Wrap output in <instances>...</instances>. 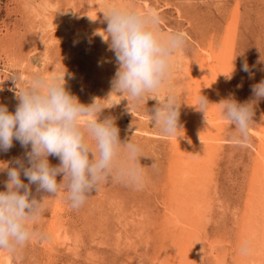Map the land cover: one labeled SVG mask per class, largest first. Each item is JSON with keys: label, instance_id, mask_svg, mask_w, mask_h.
<instances>
[{"label": "rangeland", "instance_id": "rangeland-1", "mask_svg": "<svg viewBox=\"0 0 264 264\" xmlns=\"http://www.w3.org/2000/svg\"><path fill=\"white\" fill-rule=\"evenodd\" d=\"M104 1L106 4H134L144 11H155L161 18L162 31L183 30L187 33L185 46L174 57L175 67L173 66L170 80L158 93L152 94L161 101L170 93L183 99L184 103L180 108L183 110L180 111L181 124V112L191 109L189 89L192 84L198 86L196 83L200 82L207 69H211L217 78L216 68L220 74L228 67L227 72L230 74L235 65L232 78L225 82L228 92L221 95L222 99L234 96L236 100L244 102L252 97L251 86L264 79V62L260 60L264 55V0H96V3L95 0H0V104H5L8 108L17 107V91L34 75H47L53 71L66 72L65 87L81 103L91 104L94 98H100L98 102L108 107L100 114L101 120L108 116H122L116 121L120 128V139L127 142L133 137L138 141L143 148L140 163L149 167L146 169L147 179L142 186L109 178L98 192L94 190L90 193L86 203L78 208L70 205L65 192L61 191L62 193L54 196L44 190L37 191L38 186L33 183V197L48 196L45 213L35 225L39 235L16 251L0 249V264H154L163 248L161 241L164 236L171 243V237H177L190 223L187 221V224H183L179 209L190 206L191 199L198 202L195 204L198 209L193 212L190 209L186 216L194 220L200 219L191 221L200 225L199 242L202 239L204 242L199 248L202 256L196 253L193 264H235V258L238 257L237 252L236 256L234 254L235 246L243 241L241 237H245L238 221L244 212L250 179L254 172V147L260 140L251 131L247 138H238L231 122L222 117L223 121L213 126L219 132L216 138L221 142L216 145V158L211 161L213 171L202 169L199 162L195 164V169L190 168V172L196 177L201 178L200 175L205 177L208 174L211 178L208 179L211 182L208 183L209 188L196 194L187 192L188 188L180 184L183 177L179 176L177 169L178 142L183 141L182 136L178 138L164 135L155 127V122L151 121L147 110L151 113L159 103L158 99L150 98L133 112L128 110L129 101L122 94L113 93L107 99L119 65L114 50L109 48L110 41L102 39V35H98L95 29L96 23L99 24V29L104 26L106 30L108 27L104 13L108 4ZM87 38L90 43L85 46L83 40L86 41ZM227 58L231 61H227ZM219 61L222 63H218ZM245 61L249 64L251 73L242 70ZM195 67L197 68L194 69ZM187 75H192L193 79ZM186 82L189 89L185 88ZM190 111L196 112L195 109ZM218 115L222 116V113L217 110L214 118ZM253 119L251 129L262 132L264 99L259 101ZM175 146L177 149H174ZM30 147L29 145L27 148L30 150ZM27 148L19 140L14 141L8 151H0V162L16 166L15 158L27 159L24 155L29 151ZM198 152V149L194 150V153ZM49 160L53 165L60 163L59 157L55 155H51ZM155 163L156 166L151 167ZM7 179V170H0V191L7 190ZM22 179L25 183L29 182L23 174ZM57 179L62 180L63 174ZM212 179L215 181H211ZM199 209L203 216L201 218L197 212ZM55 223L58 230L60 229L57 232L64 233L67 237H60L57 247L55 245L54 248H48V230L51 231L50 228Z\"/></svg>", "mask_w": 264, "mask_h": 264}, {"label": "clouds", "instance_id": "clouds-1", "mask_svg": "<svg viewBox=\"0 0 264 264\" xmlns=\"http://www.w3.org/2000/svg\"><path fill=\"white\" fill-rule=\"evenodd\" d=\"M108 21L106 30H100L109 48L114 50L118 69L112 79L113 93L128 99V110L141 107L170 80L174 57L185 46L188 36L183 30L164 32L161 18L155 11H144L134 4L109 3L104 11ZM106 34V35H105ZM260 60L264 62V55ZM235 68V65H234ZM225 74L227 79L232 73ZM242 70L251 73L247 61ZM66 72L37 74L16 93L19 104L14 112L0 104V151H8L19 140L30 150L11 163L0 162V170H7V190L0 191V249L16 251L39 235L35 225L42 218L47 198L32 196L31 185L37 191L58 195L66 193L70 205L78 208L86 203L94 190L99 191L109 178L142 186L146 169L142 166V145L131 138L120 139L116 117L100 119L106 107L94 98L84 104L65 87ZM19 79V77H16ZM252 97L240 102L229 96L218 103L200 95L197 110L205 114L219 106L222 116L234 126L238 138H247L254 122L256 107L264 99V79L251 86ZM104 99V100H107ZM150 113L155 127L166 136H182L180 108L183 100L170 93ZM59 157L53 165L49 157ZM156 163L151 166L155 167ZM28 178V183L22 179ZM63 174V179L58 176ZM23 190V191H22ZM245 241L241 251L249 252Z\"/></svg>", "mask_w": 264, "mask_h": 264}, {"label": "bare ground", "instance_id": "bare-ground-1", "mask_svg": "<svg viewBox=\"0 0 264 264\" xmlns=\"http://www.w3.org/2000/svg\"><path fill=\"white\" fill-rule=\"evenodd\" d=\"M103 2V1H102ZM105 2V1H104ZM96 3V0L95 2ZM106 4V2H105ZM108 4V3H107ZM106 4V5H107ZM44 6V5H43ZM97 6V4H96ZM57 7V6H56ZM150 7V6H149ZM100 8V7H99ZM148 8V7H147ZM49 9V7H48ZM101 9V8H100ZM99 9V10H100ZM149 11V10H148ZM157 11V10H156ZM40 12V11H39ZM56 12V11H55ZM93 15V14H92ZM101 15V14H100ZM94 16V15H93ZM44 18V17H43ZM89 18V17H88ZM45 20V19H44ZM51 20V19H50ZM54 22V21H53ZM92 23V22H91ZM90 24V23H89ZM91 25V24H90ZM95 29L96 32L98 33V35L100 34V30H105L103 27L99 29V24H95ZM103 25V24H102ZM53 26V25H52ZM74 26V25H73ZM72 26V27H73ZM88 25H86L87 27ZM101 26V25H100ZM108 26V25H107ZM93 27V26H92ZM69 28V27H68ZM74 28V27H73ZM76 28V27H75ZM78 29V28H77ZM93 29V28H92ZM67 30V29H66ZM84 30V29H83ZM89 31V30H88ZM67 32V31H66ZM71 32V31H70ZM86 32V30L84 31ZM92 32H94L92 30ZM88 33V32H87ZM91 33V32H90ZM66 34V33H65ZM69 34V33H68ZM86 34V33H85ZM81 35V34H80ZM83 35V34H82ZM106 35V34H105ZM78 36V35H76ZM85 36V35H84ZM83 36V37H84ZM101 36V35H100ZM68 37V35H67ZM87 37V36H86ZM79 38V37H78ZM85 38V37H84ZM89 38V37H88ZM83 40L84 45L86 46L88 43H90L89 39ZM96 38V36H95ZM102 38V37H101ZM103 39V38H102ZM93 41V40H92ZM99 41V38H98ZM82 42V41H81ZM97 43V42H96ZM76 44V43H75ZM93 44V43H92ZM71 45V44H70ZM82 45V44H81ZM98 47V46H97ZM68 50V49H67ZM71 52V51H70ZM87 52V51H86ZM94 52V51H93ZM109 54V53H108ZM48 55V54H47ZM83 55V54H82ZM215 57V56H214ZM213 57V58H214ZM230 57V56H229ZM177 58V57H176ZM204 58V57H203ZM202 58V59H203ZM114 59V58H113ZM230 58H227V61H231L228 60ZM215 60V59H214ZM213 60V61H214ZM219 60V58H218ZM176 61V60H175ZM179 61V60H178ZM212 61V62H213ZM207 62V61H206ZM216 62V61H214ZM185 63V62H184ZM220 63V61L218 62ZM222 63V62H221ZM220 63V64H221ZM228 64V63H227ZM231 64V63H230ZM198 65V64H197ZM204 65V64H203ZM213 65V64H211ZM215 65V64H214ZM226 65V64H225ZM174 66V65H173ZM179 66V65H178ZM181 66V63H180ZM200 66V65H199ZM221 66V65H220ZM115 67V66H114ZM175 67V66H174ZM172 67V69L174 68ZM204 67V66H203ZM210 67V66H209ZM218 67V66H217ZM183 68V66L181 67ZM190 68V67H189ZM197 67H195L194 69H196ZM187 69V68H186ZM201 69V68H199ZM205 69V68H204ZM204 69H202V73H204ZM215 69V68H214ZM226 69V68H225ZM228 69V67H227ZM225 71H221V73L219 74L217 71V68L215 69L217 72V78L214 77L213 72H211V69H208L205 71V73L203 74L204 76H202L200 79V77L198 79H200L198 83H196L198 86H196L195 84H192V90L191 88H188L187 82L186 85L190 91V99H189V103H190V107L191 109H195L196 112H192L186 111L184 113L181 112V116L183 117V129H184V133H181L182 135V142H178V148H179V158L177 157L178 161H179V166H178V162H177V169L179 170V176H182L183 178H181V182L180 184L185 186L186 188H188L187 192L190 191V193H194L196 194V192H199L200 190H205V188H209V184L211 183L209 182V176L208 174L203 177L200 175L201 178L196 177L195 174L193 172H190V168L195 169L196 165L198 162L200 163V166L202 169H208L209 171L212 170L211 166L212 163L211 161H213L212 159L216 156V145L220 142V139H217L216 137L219 135V132L215 131L216 128H213V126L217 125L219 122H221L222 117L218 115L217 117L214 118V115L217 114V110L219 112H221L219 110V106H213L208 113V121L209 123L206 121L205 119V114L202 111L197 110L196 106L199 102V97L200 95H203L205 97L208 98V100L210 102H214V103H218V100L222 99V94L228 91H226V75L228 74V70ZM174 71V70H173ZM182 71V69H181ZM180 71V72H181ZM187 73V72H186ZM230 73V72H229ZM174 74V73H173ZM190 74V73H189ZM194 74V73H193ZM192 74V75H193ZM198 74V73H197ZM196 74V75H197ZM200 74V73H199ZM192 75H187L191 78ZM195 75V77H196ZM201 75V74H200ZM68 76V75H67ZM194 76V75H193ZM233 76V75H232ZM66 77V76H65ZM220 78V79H219ZM103 79V78H102ZM177 79V78H176ZM185 79V78H184ZM193 79V77L191 78ZM196 80V79H195ZM188 81V80H187ZM194 80H192L193 82ZM191 82V83H192ZM197 82V80H196ZM218 82V83H217ZM195 83V82H194ZM195 85V86H193ZM2 87V86H1ZM184 87V86H183ZM184 88V89H185ZM228 88V87H227ZM181 90V89H180ZM167 92V91H166ZM170 93V92H169ZM182 93V92H181ZM238 93V92H237ZM189 95V94H188ZM89 97V96H88ZM162 97V96H161ZM224 98V97H223ZM183 100V99H182ZM185 100V99H184ZM3 103V101H2ZM124 103V102H123ZM8 104V103H7ZM183 105V104H182ZM15 106V105H14ZM189 106V105H188ZM193 107V108H192ZM17 107H13L11 106L9 108V111L14 112L16 110ZM182 109H180L181 111ZM183 111V110H182ZM185 111V110H184ZM194 111V110H193ZM125 112V111H124ZM129 112V111H128ZM122 117V116H120ZM116 118V121L120 118ZM224 119V118H223ZM223 121V120H222ZM182 122V121H180ZM227 122V121H226ZM225 122V123H226ZM223 124V123H221ZM220 127V126H219ZM224 128V127H223ZM226 129V128H225ZM134 130V129H133ZM221 130V129H220ZM250 131L253 133H256L257 137L260 140V143L255 146V150H256V159H255V163L253 164V169L254 172L252 173L251 179H250V184H249V192L247 194V198H246V202H245V208H244V212L242 214V216H240L241 218L238 221L239 226L242 228V234L245 237H241L243 239V241L241 242L240 240L242 239H238L240 241V245L242 246V244L245 241L250 242V251L247 253H244L241 251V246L236 245L235 246V252L232 250V252H234L235 256H236V252L238 254V257H236V261L235 264H264V130L261 132H257L254 131L253 129L250 128ZM221 132V131H220ZM222 136V135H221ZM181 137V136H180ZM224 137V136H223ZM253 137V136H252ZM179 138V137H178ZM225 138V137H224ZM166 140V139H165ZM171 140V139H170ZM255 140V139H254ZM176 141V140H175ZM223 141V140H222ZM259 142V141H258ZM21 143V142H20ZM172 143V142H171ZM225 143V142H224ZM175 144V143H174ZM240 144V143H239ZM222 145V144H221ZM171 146V145H170ZM219 146V145H218ZM173 147V144H172ZM197 147V148H194ZM220 147V146H219ZM22 148V147H21ZM20 148V149H21ZM25 148V147H24ZM171 148V147H170ZM176 148V146L174 147V149ZM28 149V148H27ZM177 149V148H176ZM198 149V153H194V150ZM22 150V149H21ZM29 150V149H28ZM219 151V150H218ZM22 152V151H21ZM20 152V153H21ZM196 152V151H195ZM219 152H217L218 155ZM170 154V153H169ZM172 154V153H171ZM221 154V153H220ZM25 155V154H24ZM199 155V156H198ZM21 156V155H20ZM176 157V156H175ZM171 160V157H169ZM216 158V157H215ZM218 159V158H217ZM216 159V160H217ZM176 160V159H174ZM199 160V161H198ZM174 162V161H173ZM172 162V163H173ZM166 163V162H165ZM180 164H183V166L180 167ZM214 164V163H213ZM171 165V164H170ZM199 165V164H198ZM175 166V164H174ZM170 167V166H169ZM168 167V168H169ZM200 168V169H201ZM176 169V170H177ZM199 169V170H200ZM205 170V171H208ZM202 171V170H200ZM204 171V172H205ZM213 171V170H212ZM168 172V171H166ZM170 172V171H169ZM172 172V171H171ZM178 173V172H177ZM173 174V173H172ZM197 174V173H196ZM170 175V174H169ZM214 175V174H213ZM170 177V176H169ZM212 177V176H211ZM217 177V175H216ZM170 179V178H169ZM177 179V178H176ZM211 179V178H210ZM178 180V179H177ZM179 181V180H178ZM211 181H215L214 179H212ZM168 185L169 181H168ZM179 188V184L177 186ZM181 187V186H180ZM156 190V189H155ZM170 190V189H169ZM181 190V189H180ZM171 191V190H170ZM213 191H214V187H213ZM168 192V191H167ZM62 193V192H61ZM169 193V192H168ZM178 193V192H177ZM214 193V192H213ZM208 194V193H207ZM183 195V194H181ZM189 195V194H188ZM203 195H200V197ZM184 197V196H181ZM199 197V198H200ZM212 197V196H211ZM215 197V196H214ZM203 198V197H202ZM207 198V197H206ZM61 199V197H60ZM197 199V198H196ZM58 200V199H57ZM206 200V199H205ZM209 200V199H207ZM153 201V200H152ZM179 201V200H178ZM187 201V200H186ZM185 201V202H186ZM215 201V200H214ZM60 202V201H59ZM124 202V201H123ZM203 201H201L202 204ZM188 203V202H187ZM191 205L187 206L186 208H181L179 210H181V214L183 216V224H187V221H189L190 223L187 225V228H184V230H181L182 232L178 235L177 237H171V243L168 242V240L170 241L169 238H166L164 236L163 240L161 241L163 245V248L160 249V255L159 257H157V260L154 262V264H193V260L194 257L196 256V253H200L199 248L203 242V239L201 240V242H199L200 238V233H199V226L193 222V221H197V219H190L187 212L190 211L193 212L195 209L197 208V203L195 201V199H191L190 200ZM181 204V203H180ZM185 204V203H184ZM196 204V205H195ZM205 204H208L205 202ZM214 204V203H213ZM66 205V204H65ZM103 205V204H102ZM179 204H177L178 206ZM183 205V203H182ZM175 206V204H174ZM176 206V207H177ZM180 206V205H179ZM173 207V206H172ZM207 207V206H206ZM211 207V206H209ZM60 208V207H59ZM212 208V207H211ZM210 208V210H212ZM54 209V208H53ZM62 209V208H61ZM60 209V210H61ZM113 209V208H112ZM174 209V208H173ZM203 209V208H202ZM59 210V212H60ZM170 210V209H169ZM168 210V211H169ZM174 212V210H172ZM209 211V210H206ZM165 212V211H164ZM198 214L201 215L200 209L197 210ZM204 212V211H203ZM111 213V212H110ZM167 213V212H165ZM112 214V213H111ZM116 214V213H115ZM169 214V213H168ZM167 214V215H168ZM172 214V213H171ZM180 214V215H181ZM176 215V214H174ZM178 215V214H177ZM194 214H192L193 216ZM209 215V214H207ZM211 215V214H210ZM209 215V216H210ZM213 215V214H212ZM211 215V216H212ZM111 216V215H110ZM113 216V215H112ZM123 216V215H121ZM141 216V215H140ZM197 216V215H196ZM58 217V216H57ZM56 217V219H57ZM171 217V216H170ZM169 217V218H170ZM198 217V216H197ZM203 217L202 215L199 217L201 218ZM205 217V216H204ZM127 219V218H126ZM146 219V218H145ZM206 219V218H204ZM60 220V219H59ZM181 220V219H180ZM193 220V221H191ZM200 220V219H198ZM238 220V219H237ZM52 221V220H51ZM112 221V220H111ZM166 221V220H165ZM205 221V220H204ZM70 222V221H69ZM172 222V221H171ZM174 222V221H173ZM199 222V221H198ZM89 223V222H88ZM179 223V222H178ZM57 223L54 224V227L51 226L50 230H48L49 233V241H48V245L46 247L48 248H54V246L57 244L58 240L60 237L66 236L64 233H58V226L56 225ZM139 224V223H138ZM88 225V224H87ZM141 225V224H140ZM177 225V224H176ZM179 225V224H178ZM177 225V227H179ZM57 228H56V227ZM148 226V225H147ZM176 227V228H177ZM63 228V226H62ZM163 228V227H162ZM204 228V227H203ZM206 228V227H205ZM64 229V228H63ZM83 229V228H82ZM86 229V228H85ZM122 229V228H121ZM127 229V228H126ZM161 229V228H160ZM165 229V228H164ZM60 230V229H59ZM58 230V231H59ZM155 230V229H154ZM166 230V229H165ZM174 230V228H173ZM148 231V230H147ZM158 231V230H157ZM171 231V229H170ZM207 231V230H204ZM64 232V230H63ZM162 232V231H161ZM135 233V232H134ZM142 233V232H141ZM144 233V232H143ZM160 233V232H159ZM176 234V232H174ZM207 233V232H206ZM140 234V233H138ZM85 235V234H84ZM208 234H205V236ZM129 236V235H128ZM204 236V237H205ZM67 237V236H66ZM124 238V237H123ZM149 238L151 239V237L149 236ZM240 238V237H239ZM131 239V238H130ZM156 239V237H155ZM61 240V239H60ZM66 240V239H65ZM135 240V239H134ZM208 241V240H207ZM237 241V242H239ZM61 242V241H60ZM74 242V241H73ZM134 242V241H133ZM75 243V242H74ZM125 243V242H124ZM143 243V241H142ZM198 243V244H197ZM204 243V242H203ZM207 243V242H206ZM212 243V242H210ZM62 244V243H61ZM71 244V243H70ZM159 245V244H158ZM160 245V246H161ZM166 247H165V246ZM217 245V244H216ZM228 245V244H227ZM226 245V246H227ZM204 246V245H202ZM211 246V245H210ZM225 246V247H226ZM57 247V245H56ZM73 247V246H72ZM213 247V246H212ZM211 247V248H212ZM224 247V245H223ZM117 248V247H116ZM63 249V248H62ZM203 249V248H201ZM210 249V248H209ZM218 249V247H217ZM223 249V248H222ZM21 250V249H20ZM46 250V249H45ZM153 250V249H152ZM208 250V248H207ZM214 250V249H213ZM4 251V250H3ZM8 251V250H7ZM19 251V250H18ZM203 251V250H202ZM217 251V250H216ZM220 251V250H219ZM218 251V252H219ZM1 252V251H0ZM49 252V251H48ZM56 252V251H55ZM133 252V251H132ZM206 253V250L204 251ZM212 252V251H210ZM209 252V253H210ZM221 252V251H220ZM135 253V252H134ZM153 253V252H152ZM216 253V252H215ZM20 254V253H19ZM202 253H200L201 255ZM232 254V253H231ZM206 255V254H205ZM220 255V254H219ZM67 256V255H66ZM202 256V255H201ZM200 256V257H201ZM207 256V255H206ZM210 256V255H209ZM214 256V255H213ZM221 256H223V254L221 253ZM226 256V255H224ZM126 257V256H125ZM197 257V256H196ZM195 257V258H196ZM208 257V256H207ZM2 258V257H1ZM150 258V257H149ZM211 258V257H209ZM213 258V257H212ZM50 259V258H48ZM139 259V258H138ZM4 260V259H3ZM115 260V259H114ZM152 260V259H151ZM150 260V261H151ZM6 261V260H5ZM213 261V260H212ZM211 261V262H212ZM200 262V261H199ZM221 262V260L219 261ZM8 263V262H7ZM197 263V262H196ZM202 263V262H201ZM217 263V262H216ZM221 264V263H219Z\"/></svg>", "mask_w": 264, "mask_h": 264}]
</instances>
